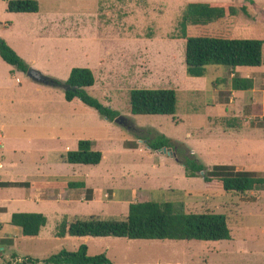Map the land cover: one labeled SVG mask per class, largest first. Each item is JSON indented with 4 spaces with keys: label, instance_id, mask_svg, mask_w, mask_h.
Here are the masks:
<instances>
[{
    "label": "rangeland",
    "instance_id": "1",
    "mask_svg": "<svg viewBox=\"0 0 264 264\" xmlns=\"http://www.w3.org/2000/svg\"><path fill=\"white\" fill-rule=\"evenodd\" d=\"M8 1L0 0V38L28 67L60 83L71 68H90L95 83L87 92L128 123L107 119L78 98L66 101L61 84L36 82L0 57L3 178L40 182L48 179L46 174L60 173L68 180L85 181L84 198L94 194L88 202L39 203L25 197L22 188L0 189L1 196H10L0 201L6 207L0 213L6 234L12 235L8 219L13 212L44 208L47 218L37 237L20 234L7 244L8 256L0 251V264H25L19 258L54 264L43 259L61 249L74 251L81 243L79 237L55 236L62 215L123 220L128 204L142 201L169 202L184 212L223 214L230 239L89 237L88 254L104 253L101 248L106 247L113 264H264V187L224 191L217 180L205 182L201 172L186 176L177 160H195L208 169L225 164L264 176V44L258 67L236 70L210 64L203 76L194 77L185 72V41L178 38L177 23L187 2L245 1L36 0L37 12L18 13L6 10ZM253 1L264 11V0ZM63 16L67 20L59 23ZM230 34L264 39L259 12L249 4L247 14L239 12L232 20ZM233 75H248L253 88L232 89ZM132 88L174 89L176 112L131 114L127 93ZM161 135L170 140L169 152L147 145ZM79 140L92 141L93 149L102 153L98 164L64 162Z\"/></svg>",
    "mask_w": 264,
    "mask_h": 264
},
{
    "label": "trees",
    "instance_id": "2",
    "mask_svg": "<svg viewBox=\"0 0 264 264\" xmlns=\"http://www.w3.org/2000/svg\"><path fill=\"white\" fill-rule=\"evenodd\" d=\"M235 4L233 2L189 1L186 3L177 23L178 38L185 41L184 64L189 76L201 77L207 65L258 67L262 64L263 38H235L230 34L232 20L239 12L247 14L250 4L264 22V11L253 0ZM8 12H37L36 0H9ZM0 57L17 70L25 72L28 65L0 38ZM55 80V79H54ZM64 99L78 98L86 106L100 115L113 120L119 112L113 110L91 96L87 89L93 86L95 77L90 68L73 67L67 79L60 83ZM231 88L250 90L253 80L249 77L233 75ZM128 104L131 114L172 115L177 108L176 91L172 88H132L128 91ZM148 147L157 150L170 147V140L161 135L148 140ZM102 159V153L92 148V141L79 140L76 150H69L64 161L70 164L96 165ZM185 175L194 177L201 172L205 182L217 180L224 191L244 193L264 187V176H256L248 171H237L230 165L217 164L210 169L193 160L178 158ZM66 188H86L83 179L68 180L58 178ZM10 224L19 226L24 237H37L46 225L47 218L40 212H13ZM55 236L74 237H116L144 240H197L219 241L230 239V229L226 216L214 212H184L169 202L142 201L130 202L127 215L123 220H105L94 216L80 218L62 215L55 227ZM6 243L7 239H2ZM86 244H80L74 251L61 249L43 259L54 264H113L105 253L89 255ZM39 260L22 259L25 264Z\"/></svg>",
    "mask_w": 264,
    "mask_h": 264
},
{
    "label": "crops",
    "instance_id": "3",
    "mask_svg": "<svg viewBox=\"0 0 264 264\" xmlns=\"http://www.w3.org/2000/svg\"><path fill=\"white\" fill-rule=\"evenodd\" d=\"M66 18H67V16L61 17L60 20H59V23L60 22H65L67 20ZM68 20H69V25H71L72 19L69 18ZM246 72H250V71L246 70ZM242 77H248V75H244ZM91 87H93V86H91ZM1 143H0V145H1ZM92 148H93V144H92ZM0 165H1L0 169H3L4 168V163H3V154L1 152V149H0ZM44 175L45 174H42V176H44ZM46 177L48 179L41 180L40 182H38V181L32 182V181H27V180L26 181H23V180L22 181H12V180L4 179L3 175L0 173V189H3V191H4L5 189H7L9 187L10 188H14V187L15 188H17V187L22 188L23 189V195L25 197H28V198L31 197L32 199H34L35 201H37L39 203H48V202H51V201L52 202H57V203L62 201L65 204H69L71 201H81V202L82 201H87L88 202L94 196V194L92 193V197L91 198H88V199L84 198V193H85L84 191L86 189H88V187H86L84 189H81V188H66L64 186L63 182L58 181V178H61V177L62 178H66V176L60 175V173L46 174ZM9 197L10 196L4 194V195L1 196L0 201H2V203L7 202L10 199ZM40 209L41 210H39L38 212L44 214V211H45V210H43L44 208H40ZM5 210H6V207L4 205L0 204V213L2 211H5ZM19 212H22V211H19ZM66 215H68V217L76 216L74 214H66ZM10 217H11V215H10ZM10 217L8 219L9 221H10ZM9 229H10V231H12V235H10V234L8 235V234L5 233L4 227L1 225V221H0V239L1 240L2 239H7V240L10 239V241H7L6 243H2V241H1L2 244L0 245V251H3L4 253L6 252V248H5L6 245L10 243V246H11L13 244V242H14V239L19 237L20 234H21V228L19 226H14V225L11 224ZM89 237L90 236L79 237L80 241H81L80 244H86L87 248H88L87 242L90 240ZM96 238H99L98 240H101V238H104V237H96ZM97 242H99V241H97ZM101 249H104V253L107 254L108 248L102 247ZM87 252H88V250H87ZM5 256L6 257L8 256L7 253H5Z\"/></svg>",
    "mask_w": 264,
    "mask_h": 264
},
{
    "label": "water",
    "instance_id": "4",
    "mask_svg": "<svg viewBox=\"0 0 264 264\" xmlns=\"http://www.w3.org/2000/svg\"><path fill=\"white\" fill-rule=\"evenodd\" d=\"M26 75L31 78L32 80L36 81V82H40V83H44V84H51V85H56L57 82L51 78H48L46 76H44L40 71L34 69L33 67H28L27 70L25 71ZM114 121L116 123L122 124V125H127V121L121 117V116H117L114 118ZM169 148L166 147H162V148H158L157 151L158 152H169Z\"/></svg>",
    "mask_w": 264,
    "mask_h": 264
},
{
    "label": "built area",
    "instance_id": "5",
    "mask_svg": "<svg viewBox=\"0 0 264 264\" xmlns=\"http://www.w3.org/2000/svg\"><path fill=\"white\" fill-rule=\"evenodd\" d=\"M1 166V165H0ZM17 261H21V259L19 258V259H17Z\"/></svg>",
    "mask_w": 264,
    "mask_h": 264
}]
</instances>
